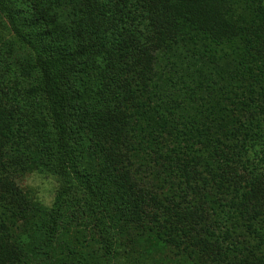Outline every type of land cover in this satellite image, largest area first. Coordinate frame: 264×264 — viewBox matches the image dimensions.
Returning a JSON list of instances; mask_svg holds the SVG:
<instances>
[{"label": "trees", "instance_id": "1", "mask_svg": "<svg viewBox=\"0 0 264 264\" xmlns=\"http://www.w3.org/2000/svg\"><path fill=\"white\" fill-rule=\"evenodd\" d=\"M0 13V264H264V0Z\"/></svg>", "mask_w": 264, "mask_h": 264}, {"label": "rangeland", "instance_id": "2", "mask_svg": "<svg viewBox=\"0 0 264 264\" xmlns=\"http://www.w3.org/2000/svg\"><path fill=\"white\" fill-rule=\"evenodd\" d=\"M0 41L12 43L15 46L17 56L20 62H23L24 55H30L32 53L31 48L26 43H23L17 36L11 31L7 19L3 13H0ZM5 44V43H4ZM3 43L1 44L4 45ZM12 71L17 74V91L25 93V89L32 84V79L24 78L20 76L18 67L12 66ZM18 186L27 192L30 196L36 197L45 205L50 206L54 201L57 192L60 190V182L56 177L41 173L25 174L22 177L16 178ZM158 255L153 253L151 256L152 261ZM150 263V261H149Z\"/></svg>", "mask_w": 264, "mask_h": 264}]
</instances>
